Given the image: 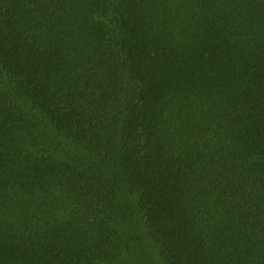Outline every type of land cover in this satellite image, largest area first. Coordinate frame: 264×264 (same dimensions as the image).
Listing matches in <instances>:
<instances>
[{
	"label": "trees",
	"instance_id": "trees-1",
	"mask_svg": "<svg viewBox=\"0 0 264 264\" xmlns=\"http://www.w3.org/2000/svg\"><path fill=\"white\" fill-rule=\"evenodd\" d=\"M0 264H264V0H0Z\"/></svg>",
	"mask_w": 264,
	"mask_h": 264
}]
</instances>
